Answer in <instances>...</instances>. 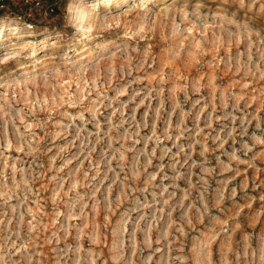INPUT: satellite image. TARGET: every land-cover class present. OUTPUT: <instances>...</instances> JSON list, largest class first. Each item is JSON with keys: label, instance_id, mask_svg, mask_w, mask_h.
<instances>
[{"label": "rangeland", "instance_id": "1", "mask_svg": "<svg viewBox=\"0 0 264 264\" xmlns=\"http://www.w3.org/2000/svg\"><path fill=\"white\" fill-rule=\"evenodd\" d=\"M2 1L0 264H264V0Z\"/></svg>", "mask_w": 264, "mask_h": 264}, {"label": "clouds", "instance_id": "2", "mask_svg": "<svg viewBox=\"0 0 264 264\" xmlns=\"http://www.w3.org/2000/svg\"><path fill=\"white\" fill-rule=\"evenodd\" d=\"M113 3L114 0H68L65 6V25L72 29L73 34L79 39L88 40L98 29V14L111 8ZM261 143H264V140ZM252 146L247 143L243 145L245 151L251 150ZM232 158L239 159L235 152Z\"/></svg>", "mask_w": 264, "mask_h": 264}, {"label": "built area", "instance_id": "3", "mask_svg": "<svg viewBox=\"0 0 264 264\" xmlns=\"http://www.w3.org/2000/svg\"><path fill=\"white\" fill-rule=\"evenodd\" d=\"M0 6L1 7H4V4H3V1L2 0H0ZM22 17H23L22 15H18L17 19L18 20H22Z\"/></svg>", "mask_w": 264, "mask_h": 264}, {"label": "bare ground", "instance_id": "4", "mask_svg": "<svg viewBox=\"0 0 264 264\" xmlns=\"http://www.w3.org/2000/svg\"><path fill=\"white\" fill-rule=\"evenodd\" d=\"M150 1H151V0H145V1H144L145 5H146V4H149L148 2H150Z\"/></svg>", "mask_w": 264, "mask_h": 264}]
</instances>
